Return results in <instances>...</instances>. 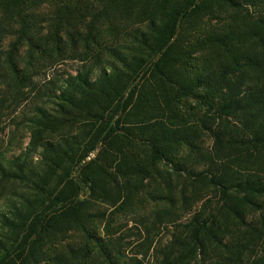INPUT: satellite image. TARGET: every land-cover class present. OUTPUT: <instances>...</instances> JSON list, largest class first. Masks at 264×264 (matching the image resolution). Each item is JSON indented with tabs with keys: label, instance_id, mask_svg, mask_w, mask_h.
<instances>
[{
	"label": "trees",
	"instance_id": "1",
	"mask_svg": "<svg viewBox=\"0 0 264 264\" xmlns=\"http://www.w3.org/2000/svg\"><path fill=\"white\" fill-rule=\"evenodd\" d=\"M243 2L264 6V0H0L2 77L30 83L31 78L24 76L26 66L19 62L21 50L26 47L29 58H56L67 42L80 44L81 52L91 59L106 52L124 68L107 63L109 70L105 67L94 79H88L80 70L64 80L59 99L73 107L83 105L94 132L90 148L78 160L70 142L47 146L50 166L66 159H70L69 165L80 162L97 142L107 145L119 138L118 132L125 128L120 118L112 120L119 109V117L128 115L137 93V86H131V82L141 69L148 71L158 87L173 90L174 97L200 98L212 109L210 115L200 119L212 141L205 156L207 168L184 171L188 178L193 177L190 185L208 189L213 201L207 199L183 220L179 214L169 216V238L152 248L153 238L148 241V264H264V14L256 12L239 27L209 35L204 43L219 57L208 58L214 63L209 71L184 78L176 76L175 70L174 40L180 26L204 15L237 10ZM133 17L143 26L136 28L125 22ZM42 21L46 23L45 33L39 27ZM113 27L131 41L125 45L109 43L102 33ZM94 48L97 51L91 52ZM36 110L37 124L49 123L47 114L40 108ZM170 134L189 142V136L180 130ZM155 152L159 160H168L164 148ZM16 162L17 157L1 160V176L8 179L13 175ZM93 163L94 159L80 166L84 184L94 177L90 173ZM171 163L175 172L181 171L178 164ZM66 172L62 189L42 193L40 209L30 219L28 214L17 222L9 220L16 234L0 249V264H28L33 255L30 251L38 252L39 239L69 225L86 233L85 241L92 243L102 264H144L147 252H143L142 259L124 256L112 245L110 234L102 238L88 232L86 202L79 197L80 182ZM181 193L184 199V191ZM184 205L181 203L179 208ZM170 209L176 212L175 205ZM89 254H82L76 264H82Z\"/></svg>",
	"mask_w": 264,
	"mask_h": 264
},
{
	"label": "rangeland",
	"instance_id": "2",
	"mask_svg": "<svg viewBox=\"0 0 264 264\" xmlns=\"http://www.w3.org/2000/svg\"><path fill=\"white\" fill-rule=\"evenodd\" d=\"M256 12L264 14V6L243 2L237 10L215 12L182 24L174 40L176 76L186 78L192 73L209 71L208 68L214 65L209 59L219 58L204 43L209 35L239 27L256 16ZM125 22L136 28L143 26L134 17ZM45 26L42 21L39 27L43 33ZM108 29L102 35L109 43L125 45L131 41L117 28ZM63 47L56 58L46 55L29 58L26 47L21 50L19 62L26 66L24 76L31 78L30 83L17 82L7 75L2 77V72L0 74V161L17 157L18 166L8 179L0 174V249L15 238L16 229H12L9 220L17 222L28 214L30 219L40 209L42 193H57L62 189L68 170L69 177L80 182L79 197L86 202L88 232L102 238H106V233L110 234L112 245L124 256L142 259L143 252H147L144 264H148L151 258V249H146L148 241L153 238L152 248L155 243L169 238L172 229L169 216L179 214L183 220L207 199L213 201L208 189L200 184L190 185L193 177L188 178L184 171L207 168L205 156L211 150L212 141L202 129L200 119L210 115L212 109L200 98L174 97L173 90L158 87L148 71L141 69L131 82V86H137V93L127 109L128 115L124 119L119 117V109L112 120L120 118V125L125 128L124 132H118L119 138L107 145L97 142L80 162L69 165L70 159H66L59 165L50 166L47 146L70 142L71 151L78 160L90 148L94 132L92 120L83 112V105L73 107L59 99L64 80L80 70L86 72L88 79H94L105 67L109 70L107 63L124 70L121 63L108 57L106 52L100 58L91 59L89 54L81 52L80 44L74 46L67 42ZM96 51L95 48L91 50ZM120 78L122 80V75ZM74 98L80 97L74 95ZM37 108L47 114L49 123L44 126L37 124ZM172 130H180L189 136V142L180 135L175 139L177 134L171 135ZM157 148L165 149L166 162L156 156ZM92 159L95 164L90 173L94 177L84 184L80 166ZM169 161L173 166L178 164L181 171L175 172ZM181 190L184 199H181ZM181 203H185L182 209L179 208ZM171 205H175L176 212L170 209ZM85 237L86 233L73 225L62 226L39 239L38 252L30 251L33 255L28 264H76L77 258L87 252L90 254L82 259V264H102V258ZM12 254L17 260L18 256Z\"/></svg>",
	"mask_w": 264,
	"mask_h": 264
}]
</instances>
